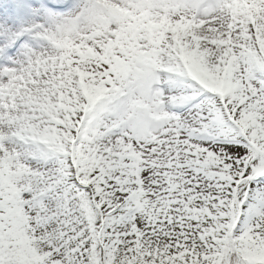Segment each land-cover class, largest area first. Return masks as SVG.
<instances>
[{
    "label": "snow or ice",
    "instance_id": "6c2138e0",
    "mask_svg": "<svg viewBox=\"0 0 264 264\" xmlns=\"http://www.w3.org/2000/svg\"><path fill=\"white\" fill-rule=\"evenodd\" d=\"M0 264H264V0H0Z\"/></svg>",
    "mask_w": 264,
    "mask_h": 264
}]
</instances>
